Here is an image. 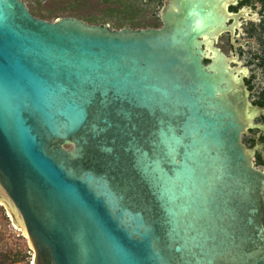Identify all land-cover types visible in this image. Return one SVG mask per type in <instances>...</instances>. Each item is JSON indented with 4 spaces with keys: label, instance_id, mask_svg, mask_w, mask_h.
I'll list each match as a JSON object with an SVG mask.
<instances>
[{
    "label": "water",
    "instance_id": "water-1",
    "mask_svg": "<svg viewBox=\"0 0 264 264\" xmlns=\"http://www.w3.org/2000/svg\"><path fill=\"white\" fill-rule=\"evenodd\" d=\"M160 19L0 0V205L33 264H264V170L243 141L264 92L241 61L264 64V0H164Z\"/></svg>",
    "mask_w": 264,
    "mask_h": 264
},
{
    "label": "trees",
    "instance_id": "trees-1",
    "mask_svg": "<svg viewBox=\"0 0 264 264\" xmlns=\"http://www.w3.org/2000/svg\"><path fill=\"white\" fill-rule=\"evenodd\" d=\"M30 11L38 18L54 21L60 17L73 16L90 24L110 23L115 29L124 27L158 28L160 17L153 8L162 0H24ZM205 62H208L205 60ZM251 87H249L250 89ZM253 142V138L250 136ZM264 139V138H262ZM259 161L262 159L258 155ZM0 209L5 212L4 206ZM5 232L0 229V241ZM25 260L21 247L0 250V264H19Z\"/></svg>",
    "mask_w": 264,
    "mask_h": 264
},
{
    "label": "rangeland",
    "instance_id": "rangeland-1",
    "mask_svg": "<svg viewBox=\"0 0 264 264\" xmlns=\"http://www.w3.org/2000/svg\"><path fill=\"white\" fill-rule=\"evenodd\" d=\"M162 1L164 2V0ZM162 6L163 4L161 3L153 7L159 17ZM218 45L222 46L225 51L231 49L228 44V35L224 34ZM241 61L243 65L247 66L249 69L247 78H249L250 76L254 77V90L250 95H258L264 92V64L258 65L247 60ZM259 126H261V130L257 129V131L259 132V135H262V138H264V117ZM243 141L250 148H257L256 157H258L259 155L262 160L259 161L257 158H255V162L258 168L264 170V139H262L261 144L256 147L251 146L252 140L250 139V135H243ZM4 209L5 212L0 209V229L5 232L4 240L0 241V250H6L9 248H14L16 250V248L21 247L23 254L25 255V260L20 262L19 264H33L34 251L29 244L28 237L24 234L23 230H20L19 228H17V226H14L10 214L5 207Z\"/></svg>",
    "mask_w": 264,
    "mask_h": 264
},
{
    "label": "flooded vegetation",
    "instance_id": "flooded-vegetation-1",
    "mask_svg": "<svg viewBox=\"0 0 264 264\" xmlns=\"http://www.w3.org/2000/svg\"><path fill=\"white\" fill-rule=\"evenodd\" d=\"M225 34L228 35V44L231 47L232 46L231 36H230L229 33H225ZM223 35L220 37V40L223 38ZM220 47L227 54L231 53V49H229L228 51H225L222 46H220ZM253 81H254V77L253 76H250L249 78L246 79V83L248 85V88L251 87L250 88L251 92L254 90L253 89ZM250 136L253 138V142L251 143V146L256 147L259 144H261L262 135H259V132L257 131V129H253Z\"/></svg>",
    "mask_w": 264,
    "mask_h": 264
}]
</instances>
